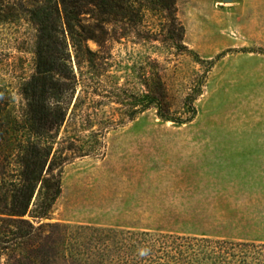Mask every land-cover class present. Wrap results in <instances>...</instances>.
<instances>
[{
  "label": "rangeland",
  "instance_id": "1",
  "mask_svg": "<svg viewBox=\"0 0 264 264\" xmlns=\"http://www.w3.org/2000/svg\"><path fill=\"white\" fill-rule=\"evenodd\" d=\"M15 12L0 22L7 184L32 138L23 88L36 71L37 30ZM166 14L147 9L138 36L88 39L79 57L69 39L61 43L67 78L57 80L65 89L58 105L67 118L40 138L58 150L61 192L45 220L264 243V0H175L180 45ZM88 56L93 74L78 67ZM155 80L173 115L188 112L186 95L201 89L191 121L164 120L153 107L138 112Z\"/></svg>",
  "mask_w": 264,
  "mask_h": 264
},
{
  "label": "trees",
  "instance_id": "2",
  "mask_svg": "<svg viewBox=\"0 0 264 264\" xmlns=\"http://www.w3.org/2000/svg\"><path fill=\"white\" fill-rule=\"evenodd\" d=\"M147 9L165 12L178 24L175 45H180L184 28L175 20V0H0V22L24 11L37 30L36 71L23 88L24 128L32 138L18 154L15 178L0 182V264H264V243L255 241L45 220L61 192L60 172H54L58 150L53 152L54 141H40L54 123L59 130L67 118L58 105L65 89L57 80L67 78L60 63L61 43L67 45L69 39L79 57L88 39L100 43L138 36ZM84 63L78 60V67L93 74L92 58ZM146 86L136 101L139 113L153 107L164 120L184 123L194 118L200 88L186 95L188 112L173 115L165 85L155 80ZM78 149L79 155L87 154L83 146ZM141 249L147 255L141 256Z\"/></svg>",
  "mask_w": 264,
  "mask_h": 264
},
{
  "label": "clouds",
  "instance_id": "3",
  "mask_svg": "<svg viewBox=\"0 0 264 264\" xmlns=\"http://www.w3.org/2000/svg\"><path fill=\"white\" fill-rule=\"evenodd\" d=\"M147 252H148V250H146V249H141V250H140V255H141V256H145V255H147Z\"/></svg>",
  "mask_w": 264,
  "mask_h": 264
}]
</instances>
